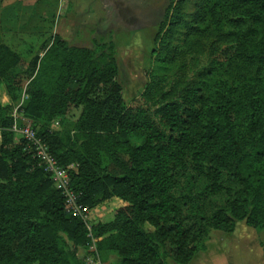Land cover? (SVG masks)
Instances as JSON below:
<instances>
[{"label":"trees","instance_id":"1","mask_svg":"<svg viewBox=\"0 0 264 264\" xmlns=\"http://www.w3.org/2000/svg\"><path fill=\"white\" fill-rule=\"evenodd\" d=\"M185 2L172 0L155 35L139 104L124 103L112 43L65 46L57 35L39 45L25 88L23 113L71 166L80 202L121 201L90 222L99 254L114 251L121 264H188L211 229L264 228V0H197L190 13ZM21 59L0 35V82ZM11 124L0 102V264H82V220Z\"/></svg>","mask_w":264,"mask_h":264},{"label":"rangeland","instance_id":"2","mask_svg":"<svg viewBox=\"0 0 264 264\" xmlns=\"http://www.w3.org/2000/svg\"><path fill=\"white\" fill-rule=\"evenodd\" d=\"M196 1L186 0L184 9L187 13L194 10ZM171 3L172 0H54V7L47 9L48 16L44 17L46 25L43 29L45 31L38 33L40 40L38 46L43 42L42 40L47 41L52 33L63 40L65 46L99 48L112 43L119 68L118 79L123 87L124 103L128 106L137 105L140 103L139 94L148 80V75L156 67L153 55L154 38L170 9ZM26 37L28 38V35ZM18 45L20 47L15 51L22 56V59L2 78L0 94L6 91L8 95V101L4 104L7 116L11 115L12 110L17 108L23 117L33 125L31 118L23 113L26 102L25 88L43 52L37 50L38 47L24 49L22 48L23 43ZM217 50L215 49L209 54V59L215 66L221 68L223 67V59ZM79 111L80 107L73 109L62 120L55 119L50 128L58 129L61 128V124L73 121L78 116ZM22 121L20 119L19 122ZM14 135L19 137L15 133ZM113 138H127L131 143H139L140 141L134 135L119 134ZM120 204L122 203L118 199H110L102 201L96 206L88 207L86 225L82 221L85 229L89 223L88 227L92 230L90 222L100 220L118 208ZM245 225L244 221L237 223V232H242V227ZM221 234L225 233L211 229L207 241L210 249L204 251L205 253H197L190 264H209L213 256L208 254L214 251ZM85 244L75 246V252L77 250L82 251ZM61 247L63 250H72V241L64 236ZM237 255L241 261L250 263L248 251H242ZM100 256L103 264H121L117 253L114 251L102 252ZM170 264L173 263L170 262Z\"/></svg>","mask_w":264,"mask_h":264},{"label":"crops","instance_id":"3","mask_svg":"<svg viewBox=\"0 0 264 264\" xmlns=\"http://www.w3.org/2000/svg\"><path fill=\"white\" fill-rule=\"evenodd\" d=\"M53 3L54 0H0L2 41L14 50L20 47L19 43H23L24 49L39 47L40 31H45L44 17L48 16L47 9L54 7ZM49 44L50 41H44V45ZM7 101L8 95L5 91L0 94V102L4 105ZM244 227L242 232H237L236 224L231 234H221L214 251L208 254L213 256L209 264H248L241 261L237 255L242 251L249 252V264H264V228L257 230L247 225ZM208 244L209 242L206 251L210 249Z\"/></svg>","mask_w":264,"mask_h":264},{"label":"built area","instance_id":"4","mask_svg":"<svg viewBox=\"0 0 264 264\" xmlns=\"http://www.w3.org/2000/svg\"><path fill=\"white\" fill-rule=\"evenodd\" d=\"M11 131L17 134L23 141L25 148L29 149L37 160V164L49 175L53 186L60 191L64 200V208L73 217L80 218L86 225L87 206L80 202V193L74 191L70 185L71 166H62L49 151L48 144L36 134L31 122L23 117L17 108L11 113ZM20 119L23 121L20 123ZM89 226V223H88ZM87 226L88 241L82 251L76 252V256L82 264H103L96 247V239Z\"/></svg>","mask_w":264,"mask_h":264}]
</instances>
